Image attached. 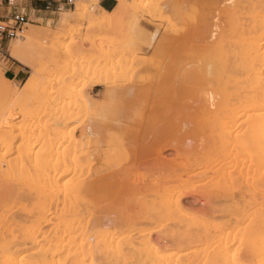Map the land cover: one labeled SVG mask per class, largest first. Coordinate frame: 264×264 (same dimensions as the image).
<instances>
[{"label":"rangeland","instance_id":"374dc122","mask_svg":"<svg viewBox=\"0 0 264 264\" xmlns=\"http://www.w3.org/2000/svg\"><path fill=\"white\" fill-rule=\"evenodd\" d=\"M100 1L0 0L31 18L0 48V264H264V119L242 90L264 79L246 50L264 60V0H126L117 19ZM232 113L219 144L205 119Z\"/></svg>","mask_w":264,"mask_h":264},{"label":"bare ground","instance_id":"6f19581e","mask_svg":"<svg viewBox=\"0 0 264 264\" xmlns=\"http://www.w3.org/2000/svg\"><path fill=\"white\" fill-rule=\"evenodd\" d=\"M118 1V5H117V7L115 8V10H113L112 12H104V14L105 15H107V16H110L111 18H113V19H117L118 17H120V16H122L123 14H124V12H125V10H126V6H127V2H126V0H117ZM264 2V1H263ZM261 7V6H260ZM256 11L254 12L255 13V16H254V21H255V23H257V24H259L260 23V25L262 24V25H264V22H262L263 21V19H262V14H261V11L258 9H255ZM261 18V19H260ZM263 18H264V16H263ZM262 23H261V22ZM263 28V27H262ZM262 30V29H261ZM37 31H33V30H31V31H28V36H29V38H34L36 35H37ZM25 38V37H24ZM260 39H261V37H260ZM259 40V39H258ZM245 42V41H244ZM257 43V44H256ZM261 42H259V44H258V42L256 41L255 43L253 42H249V44H246L247 46H246V50H247V52L249 53V55L252 57V58H254L255 59V63H253V65L251 66V71H253V73L255 74L259 69H263L264 68V60L262 61V58H258V57H260L259 55H258V53L261 51V49H262V44H260ZM264 44V43H263ZM243 45V44H242ZM264 49V48H263ZM263 55V54H262ZM247 56V55H246ZM12 57L13 58H15L17 61H19L20 63H23V64H26V61H25V59H24V57H23V51H22V49L20 48V47H14L13 48V50H12ZM247 58V57H246ZM230 62V61H229ZM227 64V63H226ZM220 66H221V64H220ZM222 68H223V66H222ZM249 75V74H248ZM228 76V75H227ZM226 76V77H227ZM250 76V75H249ZM254 76V75H253ZM231 77V76H230ZM234 77V76H233ZM227 79H229V78H227ZM231 79V78H230ZM229 79V80H230ZM229 80H226V81H229ZM259 80H261V79H258V81L256 82V81H252L251 80V78L250 79H248V83H246V85L242 88V90H243V92H253V98H252V102H251V105H250V110L248 111V116L246 117L248 120H250L251 121V119L252 118H254L255 120H252V121H254V122H257V118L258 117H260V118H258V121L259 120H263L264 119V79H262L261 81H259ZM102 84V83H101ZM131 88H128V90L129 91H127V92H129V93H127L128 95H130V90ZM133 89H135L134 87H133ZM131 93H134V91L132 92L131 91ZM133 95V94H132ZM131 96V95H130ZM132 97V96H131ZM211 98V97H210ZM204 102H205V99H202ZM207 104H206V106L208 105V107H210V106H212V105H215L214 103H213V101H211V100H208L207 99ZM204 102H203V105H204ZM232 102V101H231ZM231 102H223L222 104H220V107H221V109L223 110V112L224 111H230L231 109H232V104H231ZM205 106V105H204ZM204 106H202V107H204ZM201 107V108H202ZM208 107H205V108H207L208 109ZM204 108V109H205ZM247 109H248V107H246ZM245 108V109H246ZM259 108V111L258 112H256V110ZM241 109V108H240ZM233 111H234V109H232ZM237 111L239 110V109H236ZM244 110V109H243ZM204 111H206V110H204ZM240 111V110H239ZM255 111V112H254ZM209 112V111H208ZM234 113H232L231 115H230V117H223V118H220L219 117V119L218 120H216V125H212L213 123H212V120H211V118H207V119H205V123H204V126H206L205 128L207 129V127L209 126L210 128L212 127V126H215V128L213 129V131L211 130H209L210 131V133L211 134H209L210 136H212V137H215V138H217L218 139V141H219V144H226V143H229V142H231V140H233V139H235V138H229V136H230V134L231 133H228V131L226 132V130H225V127H226V125L227 124H232V123H234V121H236V120H238V119H235V116H232ZM247 114V113H246ZM251 114V115H250ZM255 115V116H254ZM246 116V115H245ZM244 116V117H245ZM250 116L252 117V118H250ZM256 117V118H255ZM233 121V122H232ZM231 122V123H230ZM259 122H261V125L262 124H264L262 121H259ZM237 123H238V121H237ZM236 123V124H237ZM258 123V122H257ZM257 123H255V124H257ZM235 125V124H234ZM249 125V124H248ZM259 125V124H258ZM228 126V125H227ZM255 126V125H254ZM262 126H264V125H262ZM261 126V127H262ZM229 127V126H228ZM227 127V128H228ZM230 128V127H229ZM205 129V130H206ZM212 129V128H211ZM255 129H256V127H255ZM259 131V130H258ZM261 131V130H260ZM264 131V130H263ZM228 133V134H227ZM259 136H261V137H263V134H260ZM261 139V142L263 141V139L262 138H259V140ZM236 141H237V139H235ZM242 139H240V141H241ZM238 143V142H237ZM241 143V142H240ZM243 143V142H242ZM264 143V142H263ZM262 143V144H263ZM261 144V145H262ZM261 147V146H260ZM262 148H263V146H262ZM263 150V149H262ZM250 162V161H249ZM252 163V162H251ZM249 166H251V165H249ZM251 169V168H250ZM239 170V169H238ZM258 170V169H257ZM258 172V171H257ZM259 173H260V171H259ZM256 174V173H255ZM257 176V175H256ZM259 176V175H258ZM257 176V177H258ZM256 177V178H257ZM44 179H45V177H43ZM47 179V178H46ZM261 179H262V181H261V183H264V176H263V178L261 177ZM9 181V180H8ZM39 181V180H38ZM48 183V182H47ZM50 183V182H49ZM260 183V184H261ZM36 184V183H35ZM33 187H34V185H32ZM39 186V185H38ZM42 186V185H41ZM52 186V185H51ZM56 186H57V183H56ZM80 186V185H79ZM36 188V187H35ZM79 188V187H78ZM39 189H40V186H39ZM46 189V188H45ZM91 189V188H90ZM44 190V189H43ZM67 190H69V189H67ZM86 190V189H85ZM10 191V190H9ZM48 191V190H47ZM263 193H264V184H263V187H262V190H261ZM50 192H52V191H50ZM49 192V193H50ZM89 192H90V190H89ZM71 193V192H70ZM43 195H45V193L43 194ZM48 196V195H47ZM73 197H74V194H73ZM48 198V197H47ZM57 201H58V199H57ZM56 201V202H57ZM213 200H211V199H208V200H205V207H209V206H211L212 205V202ZM51 204V203H50ZM64 205V204H63ZM44 206V205H43ZM52 206V205H51ZM54 206V205H53ZM42 208V207H41ZM48 208H50V207H48ZM56 208V207H55ZM44 209V208H43ZM53 209V208H52ZM69 209V208H68ZM43 210H41V212H42ZM50 211V210H49ZM53 211V210H52ZM51 211V212H52ZM43 214V213H42ZM41 217H43V216H41ZM42 219V218H41ZM79 220V219H78ZM66 221H68V220H66ZM42 222V221H41ZM57 222V221H56ZM62 222V221H61ZM60 222V223H61ZM64 222V221H63ZM71 222V221H70ZM42 224H43V222H42ZM41 224V225H42ZM59 224V223H58ZM63 224V223H62ZM61 226V225H60ZM63 226L65 227L66 225H65V223L63 224ZM55 228V227H54ZM56 228H59V227H56ZM53 230V229H52ZM69 230H70V228H69ZM53 231H56L55 229L53 230ZM6 234V233H5ZM57 235V234H56ZM62 235V234H61ZM64 236V235H63ZM73 236V235H72ZM60 237V236H59ZM72 238V237H71ZM76 238V237H75ZM74 238V239H75ZM20 239V238H19ZM64 239V238H63ZM62 238H61V240H63ZM20 240H22V239H20ZM48 241V240H47ZM57 241V240H56ZM64 241V240H63ZM61 243V242H60ZM65 243V242H64ZM72 243V242H71ZM76 244V243H75ZM87 244H89V242L87 243ZM47 245H49V244H47ZM55 245H56V243H55ZM59 245V244H58ZM63 245V244H62ZM77 246V245H76ZM89 246V245H88ZM59 247V246H58ZM61 248V247H60ZM67 248V247H66ZM80 248V247H79ZM73 249V248H72ZM61 250V249H60ZM66 250V249H65ZM151 250H152V248H151ZM196 250V249H195ZM194 250V251H195ZM198 250V249H197ZM69 251V250H68ZM199 251V250H198ZM198 251L195 253L196 255H194V256H192V258L191 259H193L194 260V262H195V256H197V255H199L200 254V252L198 253ZM47 252V251H46ZM88 253V252H87ZM202 253V252H201ZM259 253V252H258ZM262 253H263V251H262ZM141 254V253H140ZM157 254V253H156ZM160 255V254H159ZM159 255H155L154 256V261H156V262H159V259H162V254H161V256H159ZM263 255V254H262ZM261 255V256H262ZM141 256V255H140ZM83 258H84V256H83ZM167 258V257H166ZM86 259V258H85ZM164 260V259H163ZM168 260V259H167ZM167 260H165V262H167ZM197 260H198V258H197ZM260 260H261V258H260ZM191 261V260H190ZM137 262H138V260H137ZM194 262L193 261H191V263H193L194 264ZM198 262H199V260H198ZM198 262H196L197 264H198ZM203 262V261H202ZM82 263V262H81ZM84 263V262H83ZM162 263V262H161ZM161 263H159V264H161ZM195 263V264H196ZM153 264H155V263H153ZM173 264H174V262H173ZM177 264V263H176ZM259 264H263V261L261 262V263H259Z\"/></svg>","mask_w":264,"mask_h":264},{"label":"built area","instance_id":"2783aa9c","mask_svg":"<svg viewBox=\"0 0 264 264\" xmlns=\"http://www.w3.org/2000/svg\"><path fill=\"white\" fill-rule=\"evenodd\" d=\"M5 1L10 6L14 4V0ZM67 2L75 6V0H67ZM49 6H52V2ZM30 23L31 18L23 12H15L11 18H7L6 20L0 18V48H2L4 44L17 39L19 34L23 33Z\"/></svg>","mask_w":264,"mask_h":264},{"label":"crops","instance_id":"0c3cea01","mask_svg":"<svg viewBox=\"0 0 264 264\" xmlns=\"http://www.w3.org/2000/svg\"><path fill=\"white\" fill-rule=\"evenodd\" d=\"M49 4H51V2H45L40 6L35 5L33 7V10L40 13V12H45L46 9H50ZM116 6V0H101L100 1V8L103 10L104 12H112L113 10H115L114 8ZM15 63H13V65L10 67V69L8 70L9 72H11L12 75V79L16 80V81H21V76L22 73H24V68L21 65H16L14 66Z\"/></svg>","mask_w":264,"mask_h":264},{"label":"trees","instance_id":"16d2710c","mask_svg":"<svg viewBox=\"0 0 264 264\" xmlns=\"http://www.w3.org/2000/svg\"><path fill=\"white\" fill-rule=\"evenodd\" d=\"M40 5H42V3H38V4H37V6H40Z\"/></svg>","mask_w":264,"mask_h":264}]
</instances>
